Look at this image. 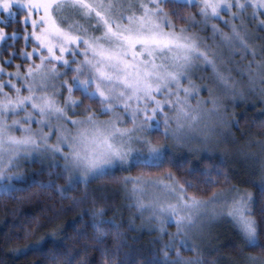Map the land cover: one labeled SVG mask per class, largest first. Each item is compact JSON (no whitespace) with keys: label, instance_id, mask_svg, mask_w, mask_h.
<instances>
[{"label":"snow or ice","instance_id":"1","mask_svg":"<svg viewBox=\"0 0 264 264\" xmlns=\"http://www.w3.org/2000/svg\"><path fill=\"white\" fill-rule=\"evenodd\" d=\"M258 41L264 0H0V196L21 201L38 186L71 200L69 211L93 204L73 228L82 248L59 229L11 251L36 264H89L93 248L99 264H217L197 240L223 218L242 241L238 264H264V165L250 191L231 184L210 147L239 128L232 109L249 94L264 104ZM258 115L264 128V108ZM103 180L119 182L135 210L127 219L88 193ZM221 183L231 187L212 190ZM145 231L162 247L129 243Z\"/></svg>","mask_w":264,"mask_h":264},{"label":"trees","instance_id":"2","mask_svg":"<svg viewBox=\"0 0 264 264\" xmlns=\"http://www.w3.org/2000/svg\"><path fill=\"white\" fill-rule=\"evenodd\" d=\"M18 28H21V25L13 24L9 31L11 32ZM260 43H264V41H258V44ZM22 47L23 42L21 41L17 44V48ZM249 59H251V57ZM16 62L21 63L22 61L17 59ZM235 76L237 80L241 79L236 73ZM240 82L247 83V78L244 77L240 80ZM240 87L245 89L246 85L244 86V84H242ZM251 98L252 101L246 100L243 103H239L234 109H232V112H234L237 115V118L240 119L239 128L233 127V130L235 132L238 150H241L243 155L248 153L251 155H256L258 148L260 147L258 142L264 141V128L260 127V117L258 115L260 110L264 108V104L258 103V98L257 96L255 97V95H251ZM253 104H255V107L252 106ZM242 113L245 114L243 117L240 115ZM221 155L224 159L223 167L231 178V184L246 187L250 191H255V185L252 183V181L259 180L260 177H258L256 180H252V177H249V175H247V173H245L239 165L236 171L234 169L235 163H230L229 159H226L223 154ZM218 157L219 155L214 158ZM254 158L255 157L253 156V159ZM244 160L247 162L249 161L247 159ZM205 163L211 164L212 161L205 160ZM39 167V165L33 166V171H38ZM172 170L176 171L175 168ZM183 175H186V173ZM187 178L194 179L191 176H188ZM40 179L46 181L48 177L45 175L40 177ZM220 179L223 181L224 178L220 177ZM104 181L119 183L115 180ZM59 183H64V181L61 180ZM204 187L205 186L203 184L200 185L201 189ZM229 187H231V185L221 183L218 188L212 190L226 189ZM190 191L196 190L193 189ZM84 192L85 189L81 187L80 189L74 191L72 195L77 198H82ZM201 194L207 197L211 195V191L201 192ZM21 196L23 197L21 201H13L6 197L0 196V264H36V262L40 259L39 256L35 254L17 256V254L13 253L11 250L45 236L50 231L59 229L64 230L63 232H60L61 236L66 233L69 237L64 241V243L69 246L70 250L75 252L77 249L82 248V244L76 239V232L73 231V228L83 227V225L79 223V217L85 212L86 209L93 207V204L90 201H84L78 207H75L69 211L68 209L72 205L71 200H62L57 193L44 191L38 186L33 187L30 193H23ZM125 202L128 203L129 201L125 200ZM101 203L104 207H107V205L110 204V200H103ZM110 209L113 208L110 207ZM114 209H119L121 212H123L124 219H127L133 214L132 212H129L128 209L124 208V204L121 206H115ZM112 215L113 211H109L108 216ZM85 219H87V217H85ZM138 223L139 222L137 221V224ZM37 225H44V227L37 231ZM224 227L227 226L224 225ZM27 228L33 229V232L31 235L24 237L22 234ZM123 230L126 232L128 231L126 225ZM226 230L228 231L227 235L230 234V236L236 238V233L233 232L234 230L231 227ZM169 231L172 232V230ZM155 235V233H149L147 231L142 233L130 232L129 237L139 236L140 238L137 240H132L129 238V243L134 244L136 249L139 251H154L155 248L162 247L160 245H153L151 243L155 239ZM165 239H167V237H165ZM226 239L227 237L222 235L216 240L217 242L215 244V248L218 249V251L215 249L214 251L211 250L208 254L210 257L209 260H216L217 264H238L239 251H237V247L234 245L226 246L225 243L229 241ZM183 254L187 257H191L193 253L184 252ZM254 254H258V251L254 252ZM82 256L89 261V264H99L100 256L94 248L90 249L86 254H82Z\"/></svg>","mask_w":264,"mask_h":264},{"label":"rangeland","instance_id":"3","mask_svg":"<svg viewBox=\"0 0 264 264\" xmlns=\"http://www.w3.org/2000/svg\"><path fill=\"white\" fill-rule=\"evenodd\" d=\"M221 27H223L221 25ZM250 28L253 32L256 31L255 27L250 25ZM258 43V42H257ZM250 57H248L249 59ZM237 59H239L237 57ZM17 63V62H16ZM232 66V65H231ZM234 67V66H232ZM9 71H13L14 69H7ZM203 75H205L206 77L211 75L210 71L208 73H204ZM234 76H235V71H234ZM241 79H243L242 77H240ZM240 79V80H241ZM239 80V81H240ZM199 83V81H197ZM206 83H211V81L206 80ZM244 84V86L246 85V88H248V84L245 83H241L238 85L240 87V85ZM204 97H207V93H203ZM256 97V95H255ZM258 98V97H257ZM251 95L249 94L247 96V100L252 101L251 100ZM236 128V127H235ZM211 149L217 153V155H221L223 154L225 156L226 159H229L230 163H235V167L234 169L236 170L238 165L240 166L241 169L244 170L245 173H247V175H249V177H252L251 179H257L258 177L261 176V169H262V165H264V152L261 151L260 147L258 148V151L256 153V155H251L250 153L243 155L241 150H238V146L236 143V136H235V132L233 130V128H231L230 132L225 136V135H219L217 136L213 142L210 145ZM247 152V151H245ZM244 152V153H245ZM253 156L255 157L253 159ZM189 157H191L189 155ZM251 158V159H249ZM244 159L249 160L248 162L245 161ZM29 172L33 171V166H29L28 168ZM237 171V170H236ZM135 174V173H133ZM103 185H106L107 187H101ZM239 186V185H237ZM241 187V186H240ZM228 188H226L225 190H227ZM88 193H90L92 196L95 197H99V196H103L104 197V201L105 200H110V204L107 205L106 208H110L112 207L113 209L115 208V206H121L122 204H127L125 202V193L123 192V190L120 188V184L119 183H114V182H107V181H96L94 183H92L88 189H87ZM84 194V193H83ZM122 203H121V201ZM130 203V201L128 202ZM219 207V206H217ZM129 212L134 213V209L133 210H128ZM139 222V221H138ZM223 225V226H222ZM227 226V227H224ZM229 227H231L234 230V227L231 223H229V221L227 219H218L216 221H214L211 225H209L208 228L205 229L204 232V239L202 240H197V243L200 245V250L201 252L204 254L205 259H209V252L211 250L214 251L218 249H216V240L224 235L227 237L226 240H229L225 243V245L227 246H235L237 247V251L240 250V247H242V241H240L236 231L234 230L233 232L236 233V238L230 236V234L227 235V230ZM169 230H172V232H175V226H170ZM236 241V242H233ZM222 250V249H221ZM220 250V251H221ZM194 255V253L192 254V256ZM191 256V257H192ZM187 257V256H185ZM225 258V256H224Z\"/></svg>","mask_w":264,"mask_h":264}]
</instances>
